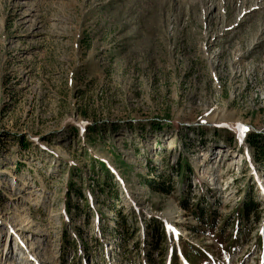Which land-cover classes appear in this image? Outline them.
<instances>
[{"label":"rangeland","instance_id":"rangeland-1","mask_svg":"<svg viewBox=\"0 0 264 264\" xmlns=\"http://www.w3.org/2000/svg\"><path fill=\"white\" fill-rule=\"evenodd\" d=\"M256 135L264 0H0V264H264Z\"/></svg>","mask_w":264,"mask_h":264},{"label":"trees","instance_id":"trees-1","mask_svg":"<svg viewBox=\"0 0 264 264\" xmlns=\"http://www.w3.org/2000/svg\"><path fill=\"white\" fill-rule=\"evenodd\" d=\"M258 136H251L250 137V143H252L254 149H260V152L263 153L264 152V148H260L258 146ZM260 152H258L257 154H259ZM179 169L182 172H178L179 177L184 178L185 177V173L188 172H192V166L190 165V163L188 161H185L183 163H181L179 166ZM165 178L164 176L157 174L156 178L152 181L147 182V184H149L150 188L155 191V192H159L162 194H170L173 190L171 188V186H169V182L166 181V183L164 181H160L158 179H163ZM202 202H205V196H203V198H201ZM203 204V203H202ZM202 204H198L197 201L195 203V205L190 204L188 202H182L181 201V207L186 210L189 211L190 213H192L193 217L202 225L204 224H209L211 229H215L216 227V222H215V213L213 211H207L204 206ZM253 207V208H252ZM257 212V205H253V202H244L243 206L241 208V210L238 211V215L240 216V218H242L243 220H248L249 217L252 214H255ZM193 231H197V229H193ZM175 258L177 259V257L175 256ZM173 261V260H172Z\"/></svg>","mask_w":264,"mask_h":264},{"label":"bare ground","instance_id":"bare-ground-1","mask_svg":"<svg viewBox=\"0 0 264 264\" xmlns=\"http://www.w3.org/2000/svg\"><path fill=\"white\" fill-rule=\"evenodd\" d=\"M206 153H207V152L204 151V155H201L200 157L207 156ZM233 163H234V162L229 161V163H228V169H231V167L233 166ZM37 255H38V254H37ZM36 258H37V259L39 258V260H38L39 263H43V262H44V261H41L42 258L39 257V255H38ZM9 264H15V260L12 259V261H11Z\"/></svg>","mask_w":264,"mask_h":264},{"label":"snow or ice","instance_id":"snow-or-ice-1","mask_svg":"<svg viewBox=\"0 0 264 264\" xmlns=\"http://www.w3.org/2000/svg\"><path fill=\"white\" fill-rule=\"evenodd\" d=\"M239 128H240V131H241L242 134L243 133H246L248 131V129L246 128V126L240 125Z\"/></svg>","mask_w":264,"mask_h":264}]
</instances>
